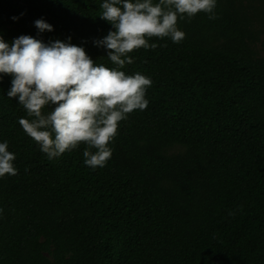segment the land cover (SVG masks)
<instances>
[{"label": "trees", "instance_id": "16d2710c", "mask_svg": "<svg viewBox=\"0 0 264 264\" xmlns=\"http://www.w3.org/2000/svg\"><path fill=\"white\" fill-rule=\"evenodd\" d=\"M103 2L0 0V38H70L115 68L94 44L113 30ZM214 12L178 19L180 43L128 54L119 70L151 79L148 107L119 123L94 170L84 143L53 160L40 151L0 74V143L18 173L0 178V264H264V0H217Z\"/></svg>", "mask_w": 264, "mask_h": 264}, {"label": "clouds", "instance_id": "9594fccd", "mask_svg": "<svg viewBox=\"0 0 264 264\" xmlns=\"http://www.w3.org/2000/svg\"><path fill=\"white\" fill-rule=\"evenodd\" d=\"M216 6L217 0H104L99 17L113 30L94 44L107 50L115 68L94 63L70 38L68 43L45 45L20 36L11 46L0 38V74L13 77L7 96L18 97L28 117L20 118L19 125L49 160L84 143V164L93 170L104 167L119 123L149 103L145 96L151 79L119 70L134 62L128 54L141 48L155 50L158 45L149 43L151 38L180 43L185 33L178 29V19L191 22L201 12L216 19ZM35 27L41 33L53 31L43 19L35 21ZM15 159L8 142L0 143V178L18 174Z\"/></svg>", "mask_w": 264, "mask_h": 264}, {"label": "rangeland", "instance_id": "374dc122", "mask_svg": "<svg viewBox=\"0 0 264 264\" xmlns=\"http://www.w3.org/2000/svg\"><path fill=\"white\" fill-rule=\"evenodd\" d=\"M262 41H264V37L262 36ZM259 50L264 53V42L258 44Z\"/></svg>", "mask_w": 264, "mask_h": 264}]
</instances>
